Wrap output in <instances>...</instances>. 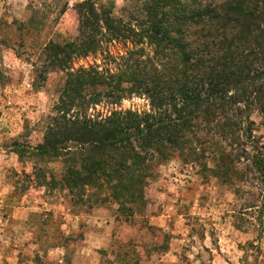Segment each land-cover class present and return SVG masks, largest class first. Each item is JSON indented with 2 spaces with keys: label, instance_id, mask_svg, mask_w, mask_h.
<instances>
[{
  "label": "rangeland",
  "instance_id": "1",
  "mask_svg": "<svg viewBox=\"0 0 264 264\" xmlns=\"http://www.w3.org/2000/svg\"><path fill=\"white\" fill-rule=\"evenodd\" d=\"M81 1L0 0V264H264L262 183L246 156L228 181L216 176L208 154L190 163L176 152L154 164L135 202L122 203L110 184L67 186L65 152L13 150L14 142H42L49 117L61 111L67 72L45 70L39 56L46 42L80 34ZM94 1H113L114 14L124 19L138 8L136 0ZM15 19L26 23L21 30ZM130 48L104 40L96 53L75 57L71 70H118ZM86 91L84 110L95 118L113 109H151L146 94L112 104L102 85ZM251 118L264 156V114L255 110Z\"/></svg>",
  "mask_w": 264,
  "mask_h": 264
},
{
  "label": "trees",
  "instance_id": "2",
  "mask_svg": "<svg viewBox=\"0 0 264 264\" xmlns=\"http://www.w3.org/2000/svg\"><path fill=\"white\" fill-rule=\"evenodd\" d=\"M136 5L134 15L124 19L114 14L113 1L76 4L80 34L46 42L39 56L45 70L67 72L61 111L49 117L42 142L34 147L14 142L13 150L19 156L28 150L41 156L65 152L67 186L110 184L122 203L135 202L154 164L176 152L190 163L208 154L216 176L228 181L246 156L261 179L264 207V156L251 118L255 110L264 114V0H136ZM14 24L21 30L26 23ZM104 40L131 44L118 70H71L75 57L96 53ZM89 85L105 87L112 104L146 94L151 109H113L92 117L84 110ZM101 92H92L94 104Z\"/></svg>",
  "mask_w": 264,
  "mask_h": 264
}]
</instances>
